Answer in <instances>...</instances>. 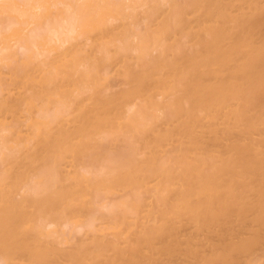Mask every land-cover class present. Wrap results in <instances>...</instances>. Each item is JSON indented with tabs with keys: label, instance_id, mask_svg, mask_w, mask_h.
<instances>
[{
	"label": "bare ground",
	"instance_id": "obj_1",
	"mask_svg": "<svg viewBox=\"0 0 264 264\" xmlns=\"http://www.w3.org/2000/svg\"><path fill=\"white\" fill-rule=\"evenodd\" d=\"M0 264H264V0H0Z\"/></svg>",
	"mask_w": 264,
	"mask_h": 264
}]
</instances>
